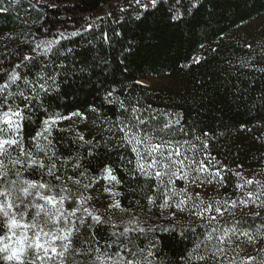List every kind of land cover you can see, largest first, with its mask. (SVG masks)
Instances as JSON below:
<instances>
[{"label": "snow or ice", "instance_id": "6c2138e0", "mask_svg": "<svg viewBox=\"0 0 264 264\" xmlns=\"http://www.w3.org/2000/svg\"><path fill=\"white\" fill-rule=\"evenodd\" d=\"M19 2L10 0V6ZM184 2L126 0L141 40L153 31L150 18L164 13L165 3H169L166 19L191 23L209 0H187L183 10L176 7ZM7 11L9 7H0V12ZM120 11L127 12L125 8ZM33 37L21 40L11 53L5 46L0 56V264H154L153 249L167 239L157 238V231L171 234L172 239L191 240L180 264H264V179L245 178L212 155L217 138L199 129L196 121L186 126L180 113L144 106L139 97L133 102L130 94L115 87L104 89L101 100L115 108V119L94 105L66 113L50 111L56 99L50 93L61 85L58 94L65 97L73 89L83 90L91 79L86 74L96 75L93 69L101 58L89 62L91 41L81 51L68 48L71 56L61 50L63 46L56 48L67 39L63 31L59 39L35 37V33ZM7 39L14 42L17 38ZM102 41L111 43L112 36L103 32ZM50 53L54 59H49ZM9 56L14 58L8 61ZM193 62L198 64L200 58ZM255 63L253 58L242 61L243 66L264 73V67L256 69ZM259 63L264 64V59ZM106 82L117 83L115 79ZM89 112L99 136L91 129L86 135L76 126L78 121L87 128ZM64 122L72 128L62 127ZM68 130L77 149L63 156L53 136ZM257 139L264 144V137ZM100 148L106 157L116 154L126 180L119 177L112 162L93 168ZM230 177L238 181L235 191L222 195ZM101 182L103 198L99 193L94 197L91 193ZM237 209L244 211L237 215ZM157 218L169 226L150 223ZM143 240L148 243L141 247Z\"/></svg>", "mask_w": 264, "mask_h": 264}, {"label": "trees", "instance_id": "16d2710c", "mask_svg": "<svg viewBox=\"0 0 264 264\" xmlns=\"http://www.w3.org/2000/svg\"><path fill=\"white\" fill-rule=\"evenodd\" d=\"M169 2L175 4V0ZM238 3L240 0H209L191 23L166 19L169 3H165V12H156L150 18L153 31L141 40V33L131 18V9L126 0H20L13 6H10V0H4L0 7H9V11L0 12V37H3L0 39V56L5 54V46L7 53H11L21 40H32L33 33L35 37L59 39L57 29L60 25H66L64 33L67 39L60 40L55 47L63 46L61 50L71 56L67 53L68 48L81 51L91 41L88 46L93 51L89 54V62L94 63L93 57H100L101 62L93 69L95 76L90 72L86 74L91 79L83 90L73 89V94L65 97L58 94L64 87L61 85V89L50 93L56 97L51 101L50 111L66 113L76 109L87 110L94 105L100 108L103 115L115 119V108L101 103L104 89L115 87L118 92L130 94L133 102L139 97L144 106L180 113L186 126L196 121L199 129L217 138L213 141L215 147L212 155L234 170L241 171L245 178L255 176L264 179L261 175L264 169V144L257 139L264 137V73L242 65V61L253 58L256 69L264 67L259 63L264 59V0H247V3H240L237 7ZM176 7L183 10L187 7V0ZM121 8L127 12L121 13ZM210 12L213 13L211 16ZM122 16L126 18L121 19ZM183 19L192 20V17L184 16ZM41 24L44 28H40ZM88 25L92 27L88 28ZM73 31L77 32L76 36L69 35ZM103 32L112 36L111 43H103ZM114 32L120 35H114ZM8 36L17 39L9 42ZM129 44L131 48L126 47ZM247 45H251V48ZM197 57L200 58L198 64L193 62ZM13 58L9 56L8 61ZM49 59H54L51 53ZM65 64L72 66L71 61H65ZM117 68L119 71H116ZM150 78L159 82L146 84L144 80ZM57 79L59 81L60 77ZM112 79L117 83L106 82ZM137 81L143 83L137 85ZM11 90H15V86ZM57 104L68 107L57 108ZM87 114V128L78 121L76 126L86 135L91 129L93 135L99 136L92 125L93 114ZM36 115L39 113L36 112ZM34 122L35 116L33 126ZM61 126L72 128L70 122H64ZM72 138L71 130L65 131L62 136L54 134L53 141L63 156L77 149V145L71 143ZM79 151L84 153L86 150ZM103 151V148L97 149L100 155L92 161L93 168L98 169L104 163L112 162L117 166L119 177L126 180L125 174L119 171L116 154L112 153L109 158L103 155ZM67 171L71 172V168ZM237 182L236 177H230L227 188L222 189L221 194L226 192L233 195ZM98 193L103 198V182L91 194L96 197ZM209 195H214V192H209ZM240 211L244 209H237V215ZM183 222L187 223V219ZM150 223L160 227L169 226L162 218ZM107 235L103 233V236ZM155 236L167 239L161 240L158 247L153 249L154 264H180V256L191 248V240L172 239L171 234L161 231H157ZM104 243V239H100V244ZM147 243V240H143L140 246L144 247Z\"/></svg>", "mask_w": 264, "mask_h": 264}, {"label": "rangeland", "instance_id": "374dc122", "mask_svg": "<svg viewBox=\"0 0 264 264\" xmlns=\"http://www.w3.org/2000/svg\"><path fill=\"white\" fill-rule=\"evenodd\" d=\"M45 1H49V2H58V0H45ZM66 25H60L56 31V33L59 35V32L60 31H63V32H66ZM144 82L148 85H152V84H157L159 82L158 79H153V78H150L148 80H144ZM2 234V233H0Z\"/></svg>", "mask_w": 264, "mask_h": 264}]
</instances>
